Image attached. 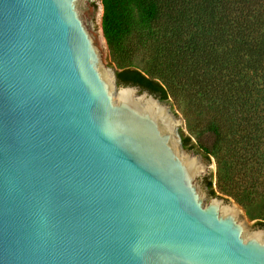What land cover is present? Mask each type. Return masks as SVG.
Instances as JSON below:
<instances>
[{
    "label": "water",
    "instance_id": "95a60500",
    "mask_svg": "<svg viewBox=\"0 0 264 264\" xmlns=\"http://www.w3.org/2000/svg\"><path fill=\"white\" fill-rule=\"evenodd\" d=\"M95 0H0V264H264L188 126L119 85Z\"/></svg>",
    "mask_w": 264,
    "mask_h": 264
},
{
    "label": "trees",
    "instance_id": "16d2710c",
    "mask_svg": "<svg viewBox=\"0 0 264 264\" xmlns=\"http://www.w3.org/2000/svg\"><path fill=\"white\" fill-rule=\"evenodd\" d=\"M119 85L183 106L202 129L183 147L214 158L204 183L264 203V0H101ZM142 57L140 64L136 58ZM256 225L264 227L263 215Z\"/></svg>",
    "mask_w": 264,
    "mask_h": 264
},
{
    "label": "rangeland",
    "instance_id": "374dc122",
    "mask_svg": "<svg viewBox=\"0 0 264 264\" xmlns=\"http://www.w3.org/2000/svg\"><path fill=\"white\" fill-rule=\"evenodd\" d=\"M95 7L102 13V3L101 0H95ZM110 60H111V56H110ZM142 57H137L136 58V63L140 64L142 62ZM111 65L114 68V70L116 71V68L114 66V63L111 61ZM165 103L168 104V106H170L174 111H176L181 117H183L187 122H189L188 126L186 127V129L184 130L185 135L190 136L192 141H194L195 138V134L198 133L203 127L202 124L203 122L199 119L196 118L193 115H185V110L183 111V106H180L178 104H175L172 102V100L169 101H165ZM189 150V149H188ZM194 153V154H200L195 152L194 150H189V153ZM206 159V158H205ZM207 160V159H206ZM217 171V165L216 162L214 160V158H211L210 160H207ZM213 184L214 187L216 186V172L213 176ZM217 194H219L220 196L217 197H221L224 200L226 199H232L222 193L217 192ZM236 203V202H235ZM237 205H239L238 203H236ZM239 207L241 209L247 210L251 212L249 221L252 224V226L254 228H257V225L255 224L256 221H259L263 215V207H264V203L262 201V199H260V197L252 202L251 204L247 205V206H241L239 205Z\"/></svg>",
    "mask_w": 264,
    "mask_h": 264
},
{
    "label": "flooded vegetation",
    "instance_id": "af4514ba",
    "mask_svg": "<svg viewBox=\"0 0 264 264\" xmlns=\"http://www.w3.org/2000/svg\"><path fill=\"white\" fill-rule=\"evenodd\" d=\"M258 226V225H257Z\"/></svg>",
    "mask_w": 264,
    "mask_h": 264
}]
</instances>
